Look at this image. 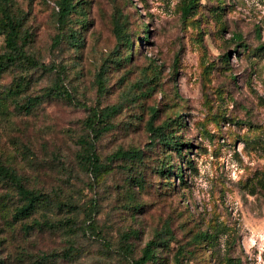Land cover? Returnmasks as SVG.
Masks as SVG:
<instances>
[{
    "label": "rangeland",
    "instance_id": "obj_1",
    "mask_svg": "<svg viewBox=\"0 0 264 264\" xmlns=\"http://www.w3.org/2000/svg\"><path fill=\"white\" fill-rule=\"evenodd\" d=\"M3 1L39 65L0 75V264H264V0Z\"/></svg>",
    "mask_w": 264,
    "mask_h": 264
},
{
    "label": "trees",
    "instance_id": "obj_2",
    "mask_svg": "<svg viewBox=\"0 0 264 264\" xmlns=\"http://www.w3.org/2000/svg\"><path fill=\"white\" fill-rule=\"evenodd\" d=\"M75 5H73L71 0H62L59 2V17L60 22H63L68 16L71 15ZM188 9H185L186 14H188ZM147 35L145 41H150V32L147 27ZM5 36V52L0 54V75L2 71L13 64H22L28 68L36 67L39 63L31 56H29L24 47L26 41L21 37V23L18 22L12 15L8 12L4 5V1L0 0V36ZM228 61V60H227ZM55 88L51 90V94L63 98L65 100L72 101L73 98L70 92L63 86L62 78L58 75L55 81ZM11 94V92H10ZM3 92H0V104L1 100L4 99ZM100 115L96 110H93L91 117L88 118V122L90 125V131L95 132L96 125H98L100 120ZM102 123V122H101ZM149 130L151 131V136L155 141L161 142L164 146L173 147L178 153H181L182 148L184 147V143H180L175 140L173 135L166 133L165 127H154L153 123H149ZM85 153H87L89 157V164L92 163L94 165V161H96V156L94 153V142H89L84 140ZM137 155V154H136ZM92 162H91V161ZM3 167L0 166V172H2ZM162 173H165V169H162ZM178 178L183 182L184 178V170L181 168L178 172ZM16 182V186L18 189V193L20 198L22 199V203L18 205L14 212V218L16 220H25L28 219L38 208L43 210H47L52 208V201L50 197L46 194L37 192L35 190H30L24 187L14 176L11 177ZM59 204V203H58ZM64 205L60 204V207ZM68 226V223L65 227ZM58 227L56 223H53L49 220H44L43 222H35L33 225L28 226L27 230H33L35 228L40 229H54ZM156 241L151 240L146 244V247L143 249L142 256L133 261L132 264H147L154 257V250L156 246ZM67 258L72 256V252L69 251L66 253ZM50 257L43 256L41 261L43 263L49 262ZM225 264H238L233 260L228 259Z\"/></svg>",
    "mask_w": 264,
    "mask_h": 264
},
{
    "label": "clouds",
    "instance_id": "obj_3",
    "mask_svg": "<svg viewBox=\"0 0 264 264\" xmlns=\"http://www.w3.org/2000/svg\"><path fill=\"white\" fill-rule=\"evenodd\" d=\"M261 239H264V237H262ZM252 244H255V240L252 241ZM262 250H264V247H262Z\"/></svg>",
    "mask_w": 264,
    "mask_h": 264
}]
</instances>
